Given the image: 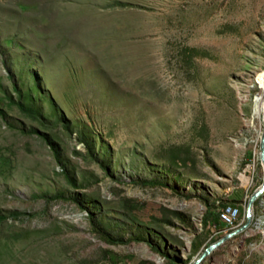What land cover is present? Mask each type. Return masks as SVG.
<instances>
[{"label":"rangeland","instance_id":"rangeland-1","mask_svg":"<svg viewBox=\"0 0 264 264\" xmlns=\"http://www.w3.org/2000/svg\"><path fill=\"white\" fill-rule=\"evenodd\" d=\"M263 75L264 0H0V264H192L263 180ZM263 201L199 264H254Z\"/></svg>","mask_w":264,"mask_h":264},{"label":"water","instance_id":"water-1","mask_svg":"<svg viewBox=\"0 0 264 264\" xmlns=\"http://www.w3.org/2000/svg\"><path fill=\"white\" fill-rule=\"evenodd\" d=\"M259 159L263 165L264 168V132L261 137L260 145H259ZM264 192V174H263V180L260 184V186L255 189L249 196L247 201V207L245 210V218L246 221L239 227L230 230L226 232L223 236L219 237L217 240H215L213 243L208 244L203 251L197 256V258L193 261L192 264H199L205 256H207L214 248H216L219 244L223 243L225 240H227L229 237H232L233 235L239 233L243 229H245L252 219V206L254 200Z\"/></svg>","mask_w":264,"mask_h":264},{"label":"built area","instance_id":"built-area-1","mask_svg":"<svg viewBox=\"0 0 264 264\" xmlns=\"http://www.w3.org/2000/svg\"><path fill=\"white\" fill-rule=\"evenodd\" d=\"M262 204L264 207V201ZM240 214L241 206L239 204L229 203L221 208L219 216L226 230H233L239 226L238 218ZM243 217H245V214ZM254 224H257L256 226L261 229V233H264V212L255 218Z\"/></svg>","mask_w":264,"mask_h":264},{"label":"bare ground","instance_id":"bare-ground-1","mask_svg":"<svg viewBox=\"0 0 264 264\" xmlns=\"http://www.w3.org/2000/svg\"><path fill=\"white\" fill-rule=\"evenodd\" d=\"M260 83L263 88V92L260 95L257 94V97L255 98L253 120L251 122V126L255 130V136L251 141L256 145L258 152L261 137L264 132V75L261 78ZM256 121L260 122V124Z\"/></svg>","mask_w":264,"mask_h":264},{"label":"crops","instance_id":"crops-1","mask_svg":"<svg viewBox=\"0 0 264 264\" xmlns=\"http://www.w3.org/2000/svg\"><path fill=\"white\" fill-rule=\"evenodd\" d=\"M261 205V204H260ZM232 237L234 238H238L237 235H233ZM231 237V238H232ZM230 238V237H229ZM264 241V240H263ZM254 264H264V254H262L261 252L258 253V256H257V259H256V262Z\"/></svg>","mask_w":264,"mask_h":264},{"label":"trees","instance_id":"trees-1","mask_svg":"<svg viewBox=\"0 0 264 264\" xmlns=\"http://www.w3.org/2000/svg\"><path fill=\"white\" fill-rule=\"evenodd\" d=\"M1 218H2V217L0 216V219H1ZM219 218H220L219 213H216V215L213 216L214 224H216V221H217V219H219Z\"/></svg>","mask_w":264,"mask_h":264}]
</instances>
